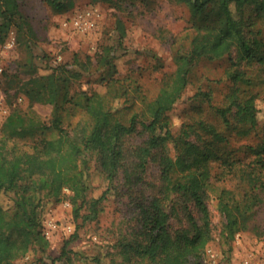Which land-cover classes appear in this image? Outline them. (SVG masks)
Returning a JSON list of instances; mask_svg holds the SVG:
<instances>
[{"label":"trees","instance_id":"trees-1","mask_svg":"<svg viewBox=\"0 0 264 264\" xmlns=\"http://www.w3.org/2000/svg\"><path fill=\"white\" fill-rule=\"evenodd\" d=\"M44 1L58 10L73 5V0ZM103 1L121 8L137 0ZM173 1L185 4L198 19L188 25L187 45L174 49V67L163 72L155 95L144 93L134 79L114 76L116 59L128 52L122 50L125 29L120 19H116L112 42L104 44L95 58L97 65L106 68L101 77L104 91L69 94L70 81L88 71L92 63L90 55L81 59L76 54L71 66L68 62L58 64L18 86L17 91L24 93L29 103L50 104L52 118L48 123L18 109L3 122L0 264H13L42 237L41 193L56 201L68 198L75 216L89 202L83 217L97 216L103 195L86 199L91 165L109 182L122 178L125 186L129 208L112 247L127 264H204L203 251L212 238L208 189L214 180L231 175L243 185L240 199L224 188L216 194L217 209L224 217L223 230L229 238L245 225L243 220L254 208L264 203V121L259 140L241 139L258 126V94L236 85L249 81L246 72L237 67L241 61L264 68L263 28H245L253 12L264 24V0ZM23 25L33 36L20 1L0 0V42L12 27L20 31ZM134 51L157 57L151 49ZM224 56L230 62L226 75L232 82L225 103H214L210 91L198 89L194 96L204 97L211 111L207 115L194 107V113L172 130L167 111L182 98L196 62ZM30 64L33 67L34 61ZM120 98L121 104L116 105ZM74 108H79L84 118L65 122L63 112L70 115ZM46 129L56 134L38 138L30 150L6 146L14 136ZM136 135L142 138L131 140ZM168 142L173 144L174 153L169 152ZM151 166L156 167L155 172L150 173ZM65 187L70 194L63 192ZM73 237L64 240L58 258L76 264L67 248ZM94 259L101 264L100 257Z\"/></svg>","mask_w":264,"mask_h":264},{"label":"rangeland","instance_id":"rangeland-1","mask_svg":"<svg viewBox=\"0 0 264 264\" xmlns=\"http://www.w3.org/2000/svg\"><path fill=\"white\" fill-rule=\"evenodd\" d=\"M19 1L21 11L28 18L34 35L27 33L25 25L20 31L12 27L5 40L0 42V106H4L7 111L0 120V135L4 133L3 122L6 116L13 110L19 109L23 114L35 115L50 122L52 106L41 102L29 103L25 94L17 91V88L23 80L46 74L58 64L68 62L71 66L74 54L81 59L90 55L92 63L88 71L70 81L69 94L80 90L104 91L105 82L101 77L106 74V68L97 65L95 58L104 44L112 42L116 19L123 23L125 35L122 50L126 49L128 52L116 59L114 76L134 79L141 85L144 93L148 96L155 95L163 72L171 71L174 67V49L181 44L187 45L188 25L193 19H198L191 15L185 4L173 0H137L130 4L124 3L121 8L103 0H73V5L63 10L55 9L44 0ZM85 7H92L97 12L94 31L83 34L61 25L63 18ZM260 22L253 12L245 28L262 26L264 35V24ZM143 48L151 49L157 57L134 51ZM31 61H34L33 67H30ZM229 64L228 56L201 58L196 62L182 98L167 111L172 130L179 128L186 115L194 113V107H199L204 114L211 111L204 97L194 96L198 89L210 91L214 103H225V95L232 87V82L226 75ZM237 67L246 72L249 81L242 80L236 85L258 94V126L248 136L241 138L255 142L263 135L264 68L255 62L246 61H241ZM121 101V98L117 99L115 104L120 105ZM63 116L67 123L84 118L79 108H74L70 115L64 111ZM55 134L51 129L35 130L33 133L8 139L6 146L15 150H30L32 143L38 138H51ZM141 138L142 135H136L131 140L138 141ZM167 147L170 153H174L171 142L167 143ZM155 170L156 167H150V173ZM146 177L152 178L149 174ZM222 188L230 190L234 198L240 199L243 185L231 175L214 180L209 185L207 204L211 212L212 238L206 245L201 260L204 264H257L264 245V203L254 208L243 220L245 225L234 233L233 238H229L223 230L224 217L216 206V194ZM124 190L122 178L109 182L95 165H91L90 187L86 199L90 201L103 195L97 204V216L93 219L83 217L88 211L89 202L75 216L68 198L62 197L56 201L41 193L42 222L45 218L52 217L59 227L50 239L43 234V238H36L27 253L14 259L13 264H72L65 257L58 258L64 240L72 235L74 237L67 248L74 263L98 264L94 257H100L101 264H127L114 253L115 249L112 247L122 216L129 208V197L123 194ZM63 192L71 193L67 187L63 188Z\"/></svg>","mask_w":264,"mask_h":264},{"label":"built area","instance_id":"built-area-1","mask_svg":"<svg viewBox=\"0 0 264 264\" xmlns=\"http://www.w3.org/2000/svg\"><path fill=\"white\" fill-rule=\"evenodd\" d=\"M97 12L92 7H85L77 9L71 16L65 17L61 21L63 27H71L76 32L88 33L96 29L97 26ZM7 111L4 106H0V120L6 115ZM65 204H68L66 202ZM59 224L52 217H47L42 222V234L45 238L50 239L55 231L58 229ZM68 228L70 226H67ZM257 264H264V245Z\"/></svg>","mask_w":264,"mask_h":264}]
</instances>
